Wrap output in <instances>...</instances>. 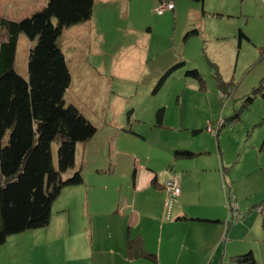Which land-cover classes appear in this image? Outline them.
I'll list each match as a JSON object with an SVG mask.
<instances>
[{
  "label": "rangeland",
  "instance_id": "rangeland-1",
  "mask_svg": "<svg viewBox=\"0 0 264 264\" xmlns=\"http://www.w3.org/2000/svg\"><path fill=\"white\" fill-rule=\"evenodd\" d=\"M164 2H173L175 9L160 12L158 9ZM99 3L91 20L64 32L68 45L73 41L72 51L65 49L72 58L69 64L73 76L66 99L78 106L98 128L88 142L86 169H95L94 164L99 163L106 169L111 166L106 159L116 152L113 142L112 145L105 143L106 127L116 121L127 124L126 118L133 115L134 126L126 127L121 133L119 147L132 146L140 159L152 157L154 160L156 144L179 143L180 148L176 149L194 152L189 160L198 164L204 157L199 149L212 151L220 145L225 150L222 149L223 159L229 168L225 173L237 177L232 193L237 192L239 199L249 204L248 214L256 210L264 215V192L257 198L251 193L260 180L264 182V0H102ZM194 29L199 34L185 38ZM240 30L248 39L240 42ZM31 43L22 35L18 46L16 67L25 76L28 75ZM172 65L178 66L154 93L159 77ZM193 69L199 70L200 78L186 76ZM162 106L166 107L169 123L183 124V128L153 130L150 121L155 120V112ZM208 125L216 131L219 129L217 134L209 132ZM84 148L85 144L79 143L77 162L81 161ZM119 156L127 157L128 153L120 150ZM207 156L212 158L210 154ZM228 161L232 163L227 165ZM117 167L114 175L108 172L99 177L97 189L94 187V192L90 193V205H85L84 197V203L77 202L79 205L71 216L59 210L64 200L59 197L50 220L54 231L49 239L43 235L42 240H50L52 236L58 240L64 231L69 236V231L82 232L81 237L74 235L69 242L80 247L82 244L86 248L91 246L92 257L93 240L101 237L105 240L110 234L109 228L107 234L97 228L96 234L94 227L103 218L115 220L112 213L103 211L113 199L115 185L128 180L122 175L123 168ZM237 202L232 201L239 207L240 202ZM93 213L94 222L89 219L92 230L86 233L87 216ZM56 214L58 217L54 218ZM250 220L253 222L255 215ZM113 227L123 229L118 223ZM124 228L127 229L125 225ZM28 234H16L7 239L13 240L9 243L12 251L20 252V256L25 254L24 260L17 261L20 264H28L32 257L45 253L31 248L30 237L23 242L14 241L30 236ZM8 248L3 252L12 254L6 251ZM61 256V253L56 254V259Z\"/></svg>",
  "mask_w": 264,
  "mask_h": 264
},
{
  "label": "crops",
  "instance_id": "crops-1",
  "mask_svg": "<svg viewBox=\"0 0 264 264\" xmlns=\"http://www.w3.org/2000/svg\"><path fill=\"white\" fill-rule=\"evenodd\" d=\"M48 1L0 0V15L12 20H21L45 7ZM101 1L96 0L94 15L96 7ZM166 3L168 2H164L163 5ZM70 29L72 28L70 27ZM72 42L68 45L69 42L65 41L64 38V50L67 47L72 51L70 48ZM69 58L72 59L70 56ZM186 76L195 78L188 74ZM157 90L158 88L154 93ZM157 110L155 120L153 119L154 116H149L153 119L150 121L153 130L183 128V124L169 123L166 107L163 123L157 124ZM126 121L127 124L116 121L112 122L113 126L106 127L108 139L105 143L112 145L113 142V149L116 152L115 156L106 159L107 165H111L108 167L110 169L104 168L103 164L100 165V163L94 164L95 169H86L88 163L85 162V154L90 143H84L83 157L81 161L77 162L76 155V166L70 171V174H73L76 170L82 169L84 182L81 185L66 187L60 195V197H64V200L59 205L61 208L59 210L68 212L71 216L72 211L84 200V197L86 199L85 205L87 207L90 205L88 202L91 200L90 193L94 192V187V190L97 189L99 177L108 172L114 175L117 166L122 167L124 170L122 175L128 180L123 179V183L115 185L113 199L103 211L112 213L115 220L103 218L104 214H99L103 219L99 220L94 227L96 234L99 230L100 233L107 234L109 228L108 238L103 240L101 237L97 241L93 240V255L91 257V246L86 248L82 244L80 247V244L72 245L69 242L70 237L74 235L81 237L84 234L82 232L73 233L69 231L71 235L69 236L64 231L58 236V240H54L53 236L50 240H42L43 235L49 239L51 232L54 231L52 224L49 223L46 227L23 232L29 233L30 236H22V240H14L23 242L26 237H30L33 244H31V248L34 251L36 248L37 251L41 249L45 251L42 255L39 254V257H32L28 264H247L238 262L235 258L237 255L249 251L254 253L259 264H264V236H262L264 233V215H260L256 210H252L248 214L246 210L249 204L243 203L244 199H239L237 192L234 193L236 197L234 196L230 200L229 193L233 192L237 177L225 173V169L229 168L226 167L223 159V147L221 149V146L218 145V148L214 147L212 151H210L211 149H199V154L202 152L204 157L199 159L198 164H196L194 160H189L190 158L174 155L176 148H180L179 143L176 145H172L170 142L159 143L153 147L156 150L157 158L152 160L150 157L142 160L137 157L133 150L134 147L129 146L128 149H122L118 145V138L121 133L128 126L133 128L136 120H133V115H131L126 118ZM207 130L217 134L219 129L216 131L212 125H208ZM120 150H125L128 156L120 157ZM202 150L206 151L203 152ZM208 154L212 158H208ZM231 163L232 161H228L227 165ZM171 166L173 168H170ZM132 171V179L129 180ZM167 178L177 180L181 188L179 195H171L165 187ZM263 192L264 182L262 183L260 180L251 193L256 196L254 198H257ZM234 200L238 201L237 203L240 202L241 216H237V219L229 207V202ZM77 202L79 203L77 204ZM255 206L260 207L259 204ZM87 211H89L88 208ZM94 215L93 213L91 217L87 216L86 233L92 230ZM252 215H255L253 222L249 221ZM53 217L58 216L56 214ZM90 218L91 223L89 222ZM63 220L62 228H64L65 218ZM116 223L120 224L123 229L114 228L113 224ZM124 225L127 227V232ZM130 237L141 239L145 250L157 255L156 261L147 257H131L128 249ZM10 241L13 240H7L0 247V264L5 262L7 264H20L17 261L19 259L24 260L26 257L25 254L20 256L18 251H12ZM9 246L10 248H8ZM6 248H8L6 251H12V254L3 252ZM59 253L62 256L56 259V254ZM8 257H12L13 260Z\"/></svg>",
  "mask_w": 264,
  "mask_h": 264
},
{
  "label": "trees",
  "instance_id": "trees-1",
  "mask_svg": "<svg viewBox=\"0 0 264 264\" xmlns=\"http://www.w3.org/2000/svg\"><path fill=\"white\" fill-rule=\"evenodd\" d=\"M95 2L49 0L21 20L0 15V247L11 235L48 226L64 188L84 182L82 169L70 171L77 145L89 142L98 128L66 99L73 76L63 43L67 28L92 19ZM198 34L194 29L185 38ZM22 35L32 41L27 76L16 67ZM243 38L248 39L240 30V42ZM177 66L162 75L156 89ZM187 74L201 77L198 69ZM164 113L165 107L157 110V124L163 123ZM174 155L191 158L195 153L177 149ZM128 249L131 257L156 261L139 238L130 237ZM235 259L259 264L252 251Z\"/></svg>",
  "mask_w": 264,
  "mask_h": 264
},
{
  "label": "built area",
  "instance_id": "built-area-1",
  "mask_svg": "<svg viewBox=\"0 0 264 264\" xmlns=\"http://www.w3.org/2000/svg\"><path fill=\"white\" fill-rule=\"evenodd\" d=\"M174 8V4L173 2H168L166 4H164L163 6H161L158 10L160 12H163L167 9H173ZM165 187L168 189V191L170 192L171 195L177 196L181 193V188L177 182V180L173 179V178H167L165 180ZM234 197V194L232 192L229 193V198L230 200ZM228 198V200H229ZM229 207L232 210V214L235 216L240 217V210L239 207L236 203H232L231 201L229 202Z\"/></svg>",
  "mask_w": 264,
  "mask_h": 264
}]
</instances>
